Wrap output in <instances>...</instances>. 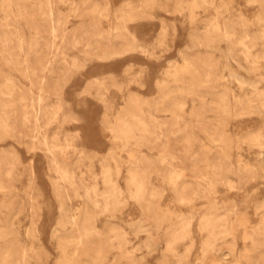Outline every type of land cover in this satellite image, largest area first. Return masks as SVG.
I'll use <instances>...</instances> for the list:
<instances>
[{"label": "rangeland", "instance_id": "1", "mask_svg": "<svg viewBox=\"0 0 264 264\" xmlns=\"http://www.w3.org/2000/svg\"><path fill=\"white\" fill-rule=\"evenodd\" d=\"M0 264H264V0H0Z\"/></svg>", "mask_w": 264, "mask_h": 264}, {"label": "bare ground", "instance_id": "2", "mask_svg": "<svg viewBox=\"0 0 264 264\" xmlns=\"http://www.w3.org/2000/svg\"><path fill=\"white\" fill-rule=\"evenodd\" d=\"M122 16V15H121ZM89 17V16H88ZM129 19V18H128ZM55 31V30H54ZM117 36V35H116ZM121 38V37H120ZM125 41V40H124ZM128 41V40H127ZM139 44V43H138ZM104 54V53H103ZM110 56V55H109ZM98 58V57H97ZM101 61V60H100ZM218 174V173H217ZM225 184V183H224Z\"/></svg>", "mask_w": 264, "mask_h": 264}]
</instances>
